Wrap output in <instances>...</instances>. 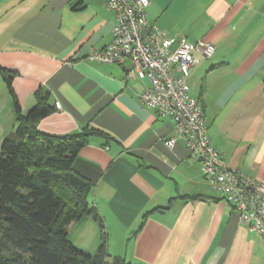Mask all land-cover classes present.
Segmentation results:
<instances>
[{"label":"crops","instance_id":"1","mask_svg":"<svg viewBox=\"0 0 264 264\" xmlns=\"http://www.w3.org/2000/svg\"><path fill=\"white\" fill-rule=\"evenodd\" d=\"M106 1L0 0V65L14 73L21 111L43 89L57 109L41 130L61 135L91 126L111 137H91L73 167L93 183L90 202L112 256L138 264H264L261 237L207 181L184 141L167 145L174 120L141 102L145 83L127 77L130 62L87 58L112 40L115 14ZM149 1V21L175 39L173 47L180 36L215 44L187 82L191 90L194 74L192 95L224 160L264 182V0ZM15 108L0 73V149L16 129ZM68 236L94 253L101 229L87 215Z\"/></svg>","mask_w":264,"mask_h":264},{"label":"trees","instance_id":"2","mask_svg":"<svg viewBox=\"0 0 264 264\" xmlns=\"http://www.w3.org/2000/svg\"><path fill=\"white\" fill-rule=\"evenodd\" d=\"M0 73L16 106V129L0 149V264H138L109 253L106 227L90 202L93 183L73 167L91 137H111L91 126L61 135L41 130L40 121L57 109L50 93L39 89L36 105L23 113L12 87L14 73L1 65ZM87 215L101 229L94 253L68 236L70 224Z\"/></svg>","mask_w":264,"mask_h":264},{"label":"built area","instance_id":"3","mask_svg":"<svg viewBox=\"0 0 264 264\" xmlns=\"http://www.w3.org/2000/svg\"><path fill=\"white\" fill-rule=\"evenodd\" d=\"M149 0H107L115 14L111 42L87 54L91 61L130 62L127 77L145 80L141 102L155 109L160 117L174 120V135L166 140L173 146L183 140L189 155L200 162L207 181L230 202L241 222L254 230L264 244V182L223 158L208 133L205 112L192 95L187 78L199 62V55L213 56L216 46L210 41H188L167 36L148 19Z\"/></svg>","mask_w":264,"mask_h":264},{"label":"rangeland","instance_id":"4","mask_svg":"<svg viewBox=\"0 0 264 264\" xmlns=\"http://www.w3.org/2000/svg\"><path fill=\"white\" fill-rule=\"evenodd\" d=\"M162 31H163V30H162ZM190 77H191V78H190ZM190 77H189V83H190L191 88H192V89H191V93H192V92L194 91V88H195V87H194V81H195V80H194V79H195V78H194V74H192ZM138 80H140L142 83L145 81V80H141V79H139V78H138ZM144 83H145V82H144ZM85 252H86V251H85ZM87 253H88V252H87Z\"/></svg>","mask_w":264,"mask_h":264},{"label":"water","instance_id":"5","mask_svg":"<svg viewBox=\"0 0 264 264\" xmlns=\"http://www.w3.org/2000/svg\"><path fill=\"white\" fill-rule=\"evenodd\" d=\"M134 65L132 63L128 64L127 70L131 69Z\"/></svg>","mask_w":264,"mask_h":264},{"label":"bare ground","instance_id":"6","mask_svg":"<svg viewBox=\"0 0 264 264\" xmlns=\"http://www.w3.org/2000/svg\"><path fill=\"white\" fill-rule=\"evenodd\" d=\"M224 158V157H223Z\"/></svg>","mask_w":264,"mask_h":264}]
</instances>
